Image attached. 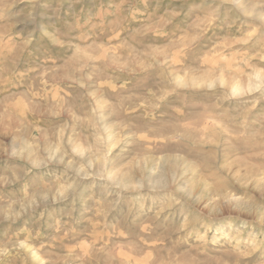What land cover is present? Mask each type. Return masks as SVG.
Returning a JSON list of instances; mask_svg holds the SVG:
<instances>
[{"label": "rangeland", "instance_id": "obj_1", "mask_svg": "<svg viewBox=\"0 0 264 264\" xmlns=\"http://www.w3.org/2000/svg\"><path fill=\"white\" fill-rule=\"evenodd\" d=\"M0 264H264V0H0Z\"/></svg>", "mask_w": 264, "mask_h": 264}]
</instances>
